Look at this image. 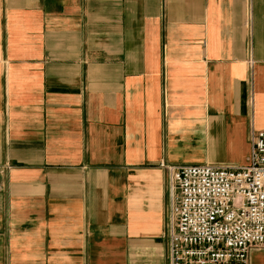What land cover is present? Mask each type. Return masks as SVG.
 <instances>
[{"label":"crops","instance_id":"crops-1","mask_svg":"<svg viewBox=\"0 0 264 264\" xmlns=\"http://www.w3.org/2000/svg\"><path fill=\"white\" fill-rule=\"evenodd\" d=\"M256 130L264 0H0V264H169L160 163Z\"/></svg>","mask_w":264,"mask_h":264},{"label":"built area","instance_id":"built-area-1","mask_svg":"<svg viewBox=\"0 0 264 264\" xmlns=\"http://www.w3.org/2000/svg\"><path fill=\"white\" fill-rule=\"evenodd\" d=\"M250 141L244 165L160 163L171 181L169 264H250L264 249V130Z\"/></svg>","mask_w":264,"mask_h":264}]
</instances>
